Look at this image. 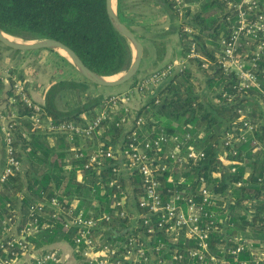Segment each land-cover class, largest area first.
<instances>
[{
  "label": "trees",
  "instance_id": "16d2710c",
  "mask_svg": "<svg viewBox=\"0 0 264 264\" xmlns=\"http://www.w3.org/2000/svg\"><path fill=\"white\" fill-rule=\"evenodd\" d=\"M164 1L178 16L174 4L170 0ZM183 1L186 7L183 18L179 17L182 21L180 39L183 54L185 57L190 44L196 43L197 51L209 65L203 67L206 61L199 59H192L189 63L195 62L203 80L198 79L188 67L177 71L134 114L119 100L113 104L110 99L117 94L96 97L90 88L95 85L80 73L81 81L52 83L43 93L44 104L40 105L42 110L38 116L47 117L54 123L70 122L85 126L102 113L107 115L91 136H76L72 141L68 134L43 132L30 119L36 112L19 98L13 107L8 105L5 115L11 110L18 115L14 144L22 171L10 177L0 190V226L3 220L17 212L21 214L23 225L31 219L32 204L52 198H58L67 205L77 202L80 209L96 200L102 208L108 209L115 201L125 199L122 191L131 189L134 198L139 200L143 195L142 178L122 153L128 148L134 133L140 142L165 135L168 141L148 152L154 164L161 166L157 170L160 174L157 179L163 200L172 201L180 195L183 199L195 197L200 201L203 188L219 196L217 206L211 208L214 216L206 258L199 263L189 258L186 261L213 264L212 257H225L227 264H242L253 260L249 248L238 255H230L227 250L235 248L239 241L259 247L263 243L264 152L254 153L251 144L242 143L232 148L238 153L231 156L227 148L223 149L221 139L240 117V110L247 113V119L256 126L257 134L263 132L260 137L264 139V57L257 69L263 92L256 88L241 91L234 75L225 74L216 65L222 50L221 40L231 31L226 2ZM197 3L198 10L193 11L190 6ZM118 15L126 25L120 0ZM184 26L191 27L192 34L185 33ZM0 28L27 41H59L100 76L114 77L125 72L131 64V48L111 23L106 0H0ZM140 78L136 76L130 82L133 87ZM3 87L0 79V101ZM69 92L82 95L83 103L70 111L61 110L62 98ZM13 96L10 86L8 97ZM52 139H55V146L49 144ZM175 139L183 143L180 149L176 148ZM99 149L110 151L112 158L104 159L101 167L86 169L89 156ZM223 150L227 157L243 162L236 174L221 165L219 153ZM79 151L84 155L77 158ZM172 152L181 156L183 163L175 162L171 158ZM190 152H203L205 156L189 159ZM122 166L125 173L115 176L113 168ZM235 179H243V185L235 187ZM112 181L114 186L110 185ZM51 211L46 209L39 217H44L42 222L53 224L52 227L29 237L35 248L55 245L63 240L73 242V234H65L61 221L52 219ZM121 225L126 227L129 224L124 221ZM185 242L187 249L193 247L192 241ZM164 258L170 259V253Z\"/></svg>",
  "mask_w": 264,
  "mask_h": 264
},
{
  "label": "built area",
  "instance_id": "2783aa9c",
  "mask_svg": "<svg viewBox=\"0 0 264 264\" xmlns=\"http://www.w3.org/2000/svg\"><path fill=\"white\" fill-rule=\"evenodd\" d=\"M181 19L186 7L183 0H170ZM226 2L229 12L227 21L231 23V31L221 40V53L216 65L227 75H234L241 91L252 88L262 90V82L257 75L258 63L264 57V0H222ZM182 22V21H181ZM184 32L192 34L193 29L184 26ZM192 59L209 62L197 51V45L192 42L184 62L179 66L169 64L166 67L140 78L132 89L147 94L155 87H160L177 71L187 68ZM11 79V90L14 94L9 97L8 104L13 107L17 99L22 100L32 108L36 115L31 116L34 124L43 132L68 134L70 141L76 136H91L97 127L106 119L102 113L85 126L74 123H54L47 117H40V105L29 96L26 82L10 70L0 67V79ZM264 93V92H263ZM113 104L119 100L125 106L131 100V91L117 94L110 99ZM264 109V103L262 104ZM128 108V106H127ZM129 109V108H128ZM240 117L231 127L223 133L221 144L227 148L228 155L235 156L237 151L232 148L237 144H251L254 153L264 152V139L257 134L256 126L249 122L247 113L239 111ZM18 115L13 112L4 115V125L1 132L6 145L7 162L0 175V190L7 180L22 171V163L16 156L15 130ZM124 121V120H122ZM25 136L24 133H22ZM177 140V139H175ZM168 141L165 135L154 140L140 142L136 133L129 142L128 148L122 153L131 162V168L136 169L142 178L143 195L139 200L134 198L131 189L122 191L123 200H117L108 209L102 208L98 201H92L89 206L80 209L77 202L69 205L62 203L58 198L38 201L31 205V219L22 225L21 214L17 212L0 226V264H195L190 261H203L209 248V232L213 222L212 207L217 206L218 195L209 192L207 188L201 191V200L195 197L183 199L180 195L172 201H164L159 193L158 181L160 165L154 164L148 152ZM183 143L178 142L176 148L180 149ZM228 149H231L229 151ZM84 154L79 151L76 157ZM203 152H190L189 159L204 158ZM244 156V154H243ZM112 158L110 151L99 149L97 153L89 156L86 169L92 166L101 167L104 159ZM171 158L177 163H183V158L176 152ZM219 161L231 173H237L243 162L227 157L225 150L219 153ZM125 168H113L115 176L125 173ZM247 175V174H246ZM115 182L110 183L114 186ZM235 187L243 185V179H235ZM119 187V185H118ZM52 210V219L60 220L65 234H73V242L60 241L55 245L35 248L29 237L49 229L53 224L43 223L44 217H39L44 211ZM205 220V221H203ZM124 221L128 226H122ZM261 226L264 231V213ZM193 242V247L187 249L185 241ZM183 245V247H181ZM249 248L253 253L252 261L242 264L264 263V240L262 245L253 246L240 242L235 248H229L230 255H238ZM182 249H185L182 250ZM226 252V251H225ZM170 259L164 258L165 254ZM213 264H227L225 257H212ZM175 262V263H174Z\"/></svg>",
  "mask_w": 264,
  "mask_h": 264
},
{
  "label": "crops",
  "instance_id": "0c3cea01",
  "mask_svg": "<svg viewBox=\"0 0 264 264\" xmlns=\"http://www.w3.org/2000/svg\"><path fill=\"white\" fill-rule=\"evenodd\" d=\"M120 1L126 25L143 46V58L137 77L150 75L169 64L181 65L184 62L180 39L182 22L172 7L164 0ZM190 7L195 11L198 10L199 4H192ZM65 57L54 50H40L32 53L18 52L0 43V67L11 72L15 71L12 73L26 82L31 99L39 105L44 104L43 93L52 83L64 80H82L79 72ZM187 67L195 74L197 73L198 69L195 65L187 63ZM6 76L4 75L5 79L1 80L4 87L0 101V175L3 173L7 162L6 145L1 132V127L5 123L3 116L9 105L8 93L11 86V82ZM129 87L130 89H128ZM131 87L132 84L129 83L117 88L100 89L97 87L94 89L93 86L90 88L96 97H107L131 91V100L127 103L131 114L141 109L153 93L159 89V87H155L147 94H142ZM82 99V95L69 92L62 98L60 109H65L64 111L73 110L80 103H83ZM49 144L55 146V139L49 140Z\"/></svg>",
  "mask_w": 264,
  "mask_h": 264
},
{
  "label": "water",
  "instance_id": "95a60500",
  "mask_svg": "<svg viewBox=\"0 0 264 264\" xmlns=\"http://www.w3.org/2000/svg\"><path fill=\"white\" fill-rule=\"evenodd\" d=\"M106 9L111 23L113 24L115 29L127 40L132 52L130 67L126 70L123 77L115 81L109 80V78L113 76L104 77L92 72L89 68L85 66V64L81 61V59L72 49L54 39H40L25 42L26 44H19L9 40L6 37V35L9 34L5 33L0 28V43L12 50L19 52L54 50L60 53V51H63L68 56L64 57L69 62H71V64L76 68V70L81 74V76H83L91 84L103 88H117L125 84H129L137 76L143 58V46L139 42L137 37L133 34V32L129 29V27L121 21L118 15L117 0H106ZM29 42L34 43L30 44ZM128 89H130V87Z\"/></svg>",
  "mask_w": 264,
  "mask_h": 264
},
{
  "label": "bare ground",
  "instance_id": "6f19581e",
  "mask_svg": "<svg viewBox=\"0 0 264 264\" xmlns=\"http://www.w3.org/2000/svg\"><path fill=\"white\" fill-rule=\"evenodd\" d=\"M6 37H7L9 40H11V41H13V42H15V43L26 44L25 42H22V41H21L19 38H17V37H13V36H11V35H6ZM21 42H22V43H21ZM29 43L32 44V43H34V42H29ZM60 53H61L62 55H64V56L68 57L67 54H66L65 52L60 51ZM125 72H126V71H125ZM125 72H123V73H121V74H119V75H116V76H114V77H111V78H109V80H112V81L118 80V79H120L121 77L124 76Z\"/></svg>",
  "mask_w": 264,
  "mask_h": 264
},
{
  "label": "rangeland",
  "instance_id": "374dc122",
  "mask_svg": "<svg viewBox=\"0 0 264 264\" xmlns=\"http://www.w3.org/2000/svg\"><path fill=\"white\" fill-rule=\"evenodd\" d=\"M20 40H21L22 42H28L27 40H24V39H21V38H20ZM22 42H21V43H22ZM5 47H6V46H5ZM194 63H195V62H193V65H195V67H197L196 64H194ZM197 69H198V67H197ZM196 74H198V75H197L198 79L203 80V79L201 78V75H202V74H201V72H200L199 69L197 70V73H196ZM199 75H200V76H199ZM93 88H94V89H97V87H95V86H93ZM202 88H203V89H202V92H203V93L206 92L205 85H203ZM100 89H103V88H100ZM91 91H92V90H91ZM93 91H94V90H93Z\"/></svg>",
  "mask_w": 264,
  "mask_h": 264
}]
</instances>
